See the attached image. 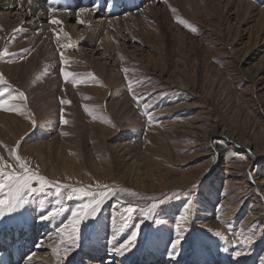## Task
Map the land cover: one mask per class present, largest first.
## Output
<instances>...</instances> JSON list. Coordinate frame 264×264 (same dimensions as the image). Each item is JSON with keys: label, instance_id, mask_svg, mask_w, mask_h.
<instances>
[{"label": "rangeland", "instance_id": "374dc122", "mask_svg": "<svg viewBox=\"0 0 264 264\" xmlns=\"http://www.w3.org/2000/svg\"><path fill=\"white\" fill-rule=\"evenodd\" d=\"M159 1L163 5L136 9L133 17L141 20L129 26L136 46L127 43L122 54L111 52L113 58L96 53V43L73 40L42 61L23 43L31 35L15 31L19 19L0 18L6 81L0 98L17 97L9 101L13 110H0V169L7 164L5 172L21 175L25 164L47 182L43 192H25L26 202L13 212L8 188L0 193V264H33L47 243V264H93L85 257L99 264H264V0ZM115 4L131 9L129 0ZM61 67L72 73L68 80ZM98 185L108 186V196L58 261L53 249L64 257L67 243L59 228L90 199L68 200L65 186L105 190ZM188 199L193 205L185 222L179 218ZM153 203V219L143 220ZM238 203L233 214L229 208ZM128 206L135 209L130 221ZM53 208L60 214L42 220ZM253 214L259 218L244 224ZM178 221L184 239L169 256ZM137 223L135 246L115 253L111 238L118 246ZM48 224L45 239L39 237L37 230ZM107 257L111 261L104 263Z\"/></svg>", "mask_w": 264, "mask_h": 264}, {"label": "bare ground", "instance_id": "6f19581e", "mask_svg": "<svg viewBox=\"0 0 264 264\" xmlns=\"http://www.w3.org/2000/svg\"><path fill=\"white\" fill-rule=\"evenodd\" d=\"M106 1H108V5H105ZM117 1L121 2L122 0H0V18L4 19L6 23L10 21L9 16L19 19V23L14 26V28L16 29L15 31L19 29L31 35L29 37L26 36V39L23 40V43H25L26 47H28L29 45V47L31 46V48H34V56L38 57L39 59L41 58L42 61H46L48 59L45 55L46 53H48V51L54 53L53 51L56 50V47H59L58 45L63 44V46H65L64 43H71L73 40H79L81 43L88 45L96 43V53L101 49V55L104 54L105 57L108 56L110 58H113L115 56L114 52L118 51L122 54L121 51L126 50L127 43L130 44L129 47L136 46L133 36L130 35L132 31L129 32V26H131L130 24L135 23L136 20L138 22V20L140 19V17H133L136 9L143 3H159L163 5V3H161L159 0H129L131 9H123V11H121L120 8H117V4H115V2ZM148 8H152L151 5L147 6L145 10L147 11ZM159 8L162 9V6H160ZM26 18H28V21L25 22ZM53 19L59 20L62 23L58 25L52 24L50 21ZM79 21H83V23H80ZM20 24H24L23 27H20ZM75 25H77V27ZM30 43H35V46L31 45ZM99 46H101L102 48H100ZM111 52L114 54H111ZM49 65L51 71L56 72L57 64L55 62L53 64L50 61ZM238 208L239 203L238 206L235 204V206L229 208V211L233 212L234 214L235 212H238ZM256 214L248 215L247 217H245L243 219V223L246 225L251 224V222L259 218L258 216H255ZM48 225V227L44 225V228L38 229L36 234H38L39 237L42 238L46 237V233H48L47 231L51 229V224ZM33 228L34 227H32V229ZM32 229H30L31 237H33L32 235L37 228L35 227V230ZM12 239L13 241H15L14 238ZM2 241H4V246L7 245L6 242H9L8 238L6 239L5 236L2 238ZM48 246L50 245H48L47 243L43 245V247L38 248L39 251L37 255H39L41 258H39L38 260L36 259L38 262H33V264H47V262H44L43 259L49 260L51 258L48 259V257L43 253V250H46L45 247ZM90 249L91 250L89 251L94 255L97 256L99 254L94 245H92ZM5 250H7V248H5ZM148 257L157 260V258L152 254H150ZM246 260L241 264H247L248 259ZM84 261L86 263L91 262L93 264H99L97 260L96 262H94V260H89L86 257L84 258ZM110 261L111 259L107 257L104 263H108ZM149 262H151L150 259L147 264H149ZM154 264H158V261H156ZM259 264L263 263H261L260 261Z\"/></svg>", "mask_w": 264, "mask_h": 264}, {"label": "snow or ice", "instance_id": "6c2138e0", "mask_svg": "<svg viewBox=\"0 0 264 264\" xmlns=\"http://www.w3.org/2000/svg\"><path fill=\"white\" fill-rule=\"evenodd\" d=\"M172 11L175 13V9H172ZM52 24H60L62 23L59 20L53 19L50 21ZM80 23H83V21H79ZM178 23L185 25L186 27L191 28L192 31H195L196 29L193 28L191 25H189L186 21L178 19ZM67 35V34H65ZM71 46V45H69ZM61 62L63 63L64 57L63 53H61ZM60 74L65 80H68L70 76H72V73L69 71L65 70L64 67L60 68ZM0 82H5L3 81V75L0 74ZM131 90V89H130ZM19 97L24 98V93L20 92L18 93ZM0 96H3L2 93H0ZM17 97L12 95L9 96L7 99L5 98H0V110H13V106L9 104L10 100H15ZM62 104H68L70 101L67 100H61ZM145 108L148 107V105H144ZM149 121H152L154 119L153 116L149 115L148 116ZM61 122L62 123H67L63 119V116L61 117ZM19 159V157H17ZM10 167L9 165L5 164L4 169ZM20 167L24 170L23 174L17 175L14 172H5L4 169H0V193L4 191V189L7 187L8 188V195H9V203H8V208L10 209V212H13L20 208L25 202V192H36L40 191L43 192L45 187L47 186V182L43 176H39L35 172H30L25 164H21ZM255 178V177H253ZM31 181H35L36 183L39 184V188H34L31 185ZM69 187L70 191L68 193L67 199L72 200L73 198L76 199H81L82 197L87 198L88 202L86 203H80L78 207L74 208L71 210V215L67 219V222L63 224L62 227L59 228V233L61 237H66L67 243L64 246V252L65 256L60 257L58 255V250L53 249V255L57 256L58 261L66 259L67 254L72 250V248L77 245L80 237V226L82 222L90 217H94L97 215L99 210L101 209V205L104 203L105 198L108 196V191L107 188L108 186H97L98 188H103L105 190L95 192L93 193L91 188L88 190H85L84 188H72L71 186H65ZM61 191L60 186L56 187V194L59 195ZM112 195H115V190H112ZM163 202V201H161ZM160 202V203H161ZM57 204L60 203L59 200L56 201ZM5 205V200L0 199V206ZM192 205H193V200L188 199L187 203L184 206V211L181 213L180 220H184L187 222L188 219V213L192 211ZM157 204L153 203L150 208L144 213L143 215V220H152L153 216L155 214V210L157 208ZM3 211V208L0 207V212ZM126 213L128 214L127 220L130 221L131 219V214L135 211V209L132 206H128L125 209ZM61 212L60 208H53L51 211H49L45 216H42V220H47L52 217H55L56 215H59ZM2 218V217H0ZM143 220L140 222L142 223ZM140 223L136 224L135 230H133L130 234V236L124 240L123 242L119 243L118 246H116L115 241L116 237L113 236L111 238V242L115 245L113 246V251L115 253L123 255L125 252L130 251L134 246L135 242L137 240V236L139 233L140 229ZM129 224L125 223L123 227H128ZM177 228V235L174 240H172L170 246H169V256H174L179 252L181 243L184 239L183 235V230L180 229V224L179 221L176 224ZM121 231L123 229H120ZM215 235L220 236V233H215ZM243 254V250H237L234 252L235 257H240Z\"/></svg>", "mask_w": 264, "mask_h": 264}]
</instances>
